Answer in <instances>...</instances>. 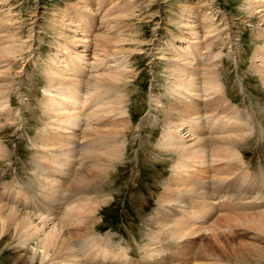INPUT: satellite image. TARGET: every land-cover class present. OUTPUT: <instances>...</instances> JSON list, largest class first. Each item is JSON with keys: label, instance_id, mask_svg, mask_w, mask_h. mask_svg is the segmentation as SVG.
<instances>
[{"label": "bare ground", "instance_id": "bare-ground-1", "mask_svg": "<svg viewBox=\"0 0 264 264\" xmlns=\"http://www.w3.org/2000/svg\"><path fill=\"white\" fill-rule=\"evenodd\" d=\"M71 1L76 3L78 7V12L73 17L75 16L77 21L83 23L92 22V20H86V17H84L87 1L89 0ZM97 2L102 3L103 0H98ZM175 2L180 3L179 6L184 18L179 20L178 33L169 29L170 33L174 34L172 40L166 45L162 41L157 48L158 53L156 52L159 54L158 56L162 63H165V66L162 65L165 70V95L168 96L170 109H167V103L165 104L163 101L164 95L153 96L152 110L147 114V117L145 116V120L138 124L139 127H142L141 129L146 124L156 127L160 121V111L165 112L163 128L155 144V152L157 153L151 154V156L155 155L156 158H159L162 153L171 154L167 158H169L170 163L172 162L170 165L171 177L168 180H163L164 191L157 200V206L154 210L155 215L147 224L149 227V233L146 235L147 242L142 243L147 248L144 258L152 264L156 262L169 264L164 255L170 251L169 248H173L178 252L181 250L179 252L180 260L170 264H177L178 262L179 264H230L234 260L227 259L231 258V256L227 254L226 249L223 251L220 249L221 252L217 253L218 250L211 248V244L218 243L220 236L227 230V226H223L225 223L221 226L219 221L227 222L230 214H232L230 212L254 207L257 211L252 212L251 217H247L245 220L239 218L236 221L245 225H253L257 231L264 234V186L258 189L256 191L257 196L253 197L254 192L247 190L248 188L242 182L243 161L245 160L246 162V153L242 150V143H246V138L242 137V135L246 134L248 130L252 132L255 128L253 124L252 128H248L247 126L249 125L244 119L247 121L252 119L253 123L256 121L261 130L260 134H262L264 128L261 122L259 123L258 120H255L257 117H254L252 113L248 114L241 107H234L236 104H231V99H228L229 90L225 88L226 86L222 81L220 69L218 68L220 66L218 60H221L225 54L222 50H218V52L211 50L216 42L223 43V46L228 43L232 44V41H228L231 40L229 28H225L229 18H227V24H224L223 18L225 19L226 17L223 16L224 12L217 8L215 0H200L198 2L200 5H195L192 0L186 1V4L183 0L182 2ZM118 7L119 5L117 4ZM132 9L135 8L133 7ZM241 10L249 16V24L251 22L256 24L254 34L261 40V46H256L258 48L254 56H252L253 65L251 66L255 70L254 72L260 75L259 78H261L260 81L264 87V0H244ZM63 13H65L64 10ZM221 13H223L222 17ZM216 14L219 15L217 19L214 18ZM172 16L170 15V17ZM170 17L168 18L169 23L171 21ZM2 18H0V56L4 57L7 55V58H14L19 56L18 53H21L22 50L24 51V49L28 48L29 41L27 38L31 39V36L33 38L34 33L32 29H29V34L25 39L18 37L19 34L15 32L16 30L11 32L10 35H3L10 32V29L9 31L7 30L10 27L5 24L6 20L3 23L5 18ZM253 18H257V20ZM252 19L256 20V22H253ZM101 20L105 21L103 17ZM71 21L70 23L79 30L81 25L77 21ZM99 33H97V36ZM63 34L65 40L71 38L72 41H77L81 39V36L78 37L76 34L68 35L65 32ZM129 34L131 35L130 31ZM20 36L22 35L20 34ZM176 39L180 40L179 44ZM50 42L52 41L50 40ZM97 42L95 45H100L101 41L100 43ZM111 42L110 45L112 44ZM68 45L72 44L56 42L52 55L45 60L46 62L40 69L45 80V86L42 90L43 98L40 102L42 113H39L40 116L38 118L42 125L36 136L31 138L33 150L37 154L32 160L34 179L32 178L33 180L30 182L31 184L33 183L32 185L30 183L26 185L28 189H25L27 187L22 185L23 188L21 187V190H17L19 194L23 191L24 200H26L24 202L28 203V209L23 211L19 209L21 207L9 206L6 205L7 203L0 202V239L3 242L2 236L6 234H10L9 236L11 237L15 236L17 238V241L14 240L15 243L17 242L15 244L16 248L19 252H25L24 256L32 263L98 264L93 252L98 247L96 251L99 253L102 252L103 248L107 250L106 245L112 243V233L101 237L98 236L99 233L89 230V236L81 241V248L84 250L83 257L78 254V250L81 251V248L78 249V246L77 250L75 249L77 246L75 247V244H72L63 253L62 260L56 259H59L58 255L62 254L63 245H67L71 228L79 221H83L84 213H90L91 216L96 215L97 211H99L98 206L108 203L107 201L110 200L106 193H99L97 189H94L96 186L94 181L97 176L102 177L104 170L108 169V166L96 167L99 165L94 163L93 160L102 153H106L105 156L108 154V157L111 154L118 160H123L126 156L129 145L127 131L130 129L126 102L128 98L125 99L120 94L121 92L119 93L117 90L107 86L125 82L133 73L130 74L131 67H129L128 63L130 58L127 60L123 56V58L116 55L111 56L109 59L113 60L108 62L103 68H100L102 60L107 59V53L112 52L110 54L112 55L114 52L109 48L103 50L104 45L100 47L101 49L98 46V50L92 51V59L94 58L92 62L89 58H86L84 53ZM29 47L31 46L29 45ZM139 48L142 49V47ZM132 49L134 48L132 47ZM101 51H105L102 55L103 57L99 53ZM225 53L227 52L225 51ZM227 55L231 60H236V62L237 58H239L237 57V51L234 49H230ZM11 60H0V81H2L0 91H6L5 85L12 78H15L10 75L11 70L9 72V69L15 63L13 59ZM33 61L35 62V60ZM35 64L37 65V62ZM15 65L17 67L18 64ZM12 69L14 70V68ZM15 70L18 69L15 68ZM130 78L132 79V76ZM126 86L129 88L128 83L121 87L125 90ZM240 89L244 90L241 85ZM9 95L2 96V100H0L1 113H3V110H9L8 98L12 97ZM225 108H227V114L224 113L225 110L223 109ZM217 109H222L223 111L216 112ZM6 113L9 115L10 111ZM93 133L97 135L96 138H91L90 140H83V138L84 142L80 140L83 134ZM118 135L122 139L117 141L114 138ZM2 151L3 148H0V152ZM87 158L90 160L87 161ZM111 161L113 162L114 160L112 159ZM110 162L108 165L111 164ZM222 163H224L223 167H225V170L220 172L222 168L219 164ZM115 165L112 163L110 169H116ZM241 165L242 167H240ZM260 170H264V167L260 166L256 173H259ZM240 172H242V175ZM238 175H241V177ZM237 176L241 178H238L240 181L236 179ZM91 183L92 185H90ZM90 187L94 189L93 192L88 190ZM73 190H80L81 194H84L85 201L83 202V199H80L77 195L76 198L73 197L72 199V196H75L72 194ZM258 192H261V194L259 195ZM89 195L92 196L90 197ZM186 201L194 204V210L187 207ZM20 205L25 206L23 204ZM181 211L183 214H181ZM10 227L12 229L9 230ZM254 227L252 228L255 229ZM201 239L204 241H201ZM76 244L80 245L79 243ZM11 246L14 245L12 244ZM254 246L252 247L257 250L256 256H258L257 253L263 250L259 251L260 248L257 247H261L262 243L255 240ZM120 247L123 246L119 243L118 250L115 251L112 261H116V258L120 256ZM213 247L215 248V246ZM1 248L3 249V247ZM232 248L231 250H233ZM238 250L240 249L238 248ZM204 254L209 255L210 257H207V259L211 258V260L209 262H198L206 257ZM240 254L245 255L242 252ZM3 255L5 254L2 253L0 259L4 258ZM242 255H239V258H243ZM235 256L236 260H239L238 255ZM252 256L254 255H251V259L256 258H252ZM246 257L250 258L248 255ZM246 257L244 256V258ZM260 258H258L259 261ZM125 261L128 260L125 258ZM120 263H122V260ZM261 264L264 263L262 262Z\"/></svg>", "mask_w": 264, "mask_h": 264}, {"label": "rangeland", "instance_id": "rangeland-1", "mask_svg": "<svg viewBox=\"0 0 264 264\" xmlns=\"http://www.w3.org/2000/svg\"><path fill=\"white\" fill-rule=\"evenodd\" d=\"M97 1L98 0L87 1V7L85 8L86 11L84 17H86V20H92V22L83 23L81 21H77L75 16L73 17V15L78 12V7L77 4L72 2L71 0H0V18H2V15H4L3 18L5 19L2 18L4 21L3 23L7 21L5 24L10 27L7 28L8 31L10 29V32L4 33L3 35H10L11 32H14L16 30L15 32L19 34L18 37L25 39L29 34V29H32L34 33L33 38L32 36L31 39L27 38L29 41L28 44L31 47H29L28 45L27 49H24V51L22 50V52L20 51L21 53H18L19 56L21 55L20 57L16 56L13 58L8 56L9 58H7V55L4 57L0 56V60L4 61H12L11 59H13L15 63L13 64L11 69H9V72L11 70L10 75L15 78L17 77L16 79H13L11 77L12 81L10 80V82H8L9 84L7 83L5 85L6 91H0V100H2L1 98L4 95L10 94L9 96H12H8L9 110L7 111H10V114L8 115L6 113V110H3V113L0 112V148H3V151L0 152V202L5 204L7 203L6 205L9 206L13 205L17 206L18 208L21 207L19 209H22L23 211L24 209H28V203L24 202L26 201L24 200V195L20 196V198L22 197V201L19 197L16 200L9 199L7 191H13L16 195H18L19 192L17 190H21L22 185L27 187L26 185H28V183H30L31 180L34 179L32 160L33 158H35V156H37V154L33 150L31 138L36 136L39 128L42 125L41 121L38 118L40 116L39 113H42L40 102L43 98L42 90L45 86V80L43 75L41 74L40 69L43 67L44 62H46L45 60H47L48 57L52 55V50H54L55 48V43L64 42L72 44L68 46H70L71 48H76L78 51H81V53H84L86 55V58H89L91 62L94 60V58L92 59V51L95 49L98 50V46L100 48L104 45L103 47L105 48L109 44L105 49H102L107 50L109 48L112 49L114 52L112 55H110L112 52L107 53V59L102 60V66H100V68H103V66H106L108 62L113 60L109 59L111 56L116 55L121 58L124 57V59L126 58L127 60L130 58L128 60V63L129 67H131V70L130 68L129 70L131 71L130 74L133 73V75H131L132 79L129 75L130 77H128L127 81L107 86L109 88L117 90L119 93L121 92L120 94H122L125 99L128 98L126 102L128 107L129 118L128 125L130 129L127 131L129 144L128 151L126 153L127 157L125 156L123 160H118L114 158L111 154H109L108 157V154L105 156L106 153H102L100 156L94 158L95 161L93 160V162L99 165L96 167L108 166V169L104 170L105 172L102 177H95L97 181H94V184L96 185L94 189H97L99 193H106L107 197L110 198V200L107 201L108 203H103L102 205L98 206L99 211H97L96 215L91 216L90 213H84L82 218L83 221H79V223L75 224V226H73L72 228L70 227L71 237L69 236L68 238L69 242L67 241V245H63L64 248H62V254L58 255L59 259L57 258L56 260H62L63 253H65L67 248L72 244H75V247L77 246L75 249H77L78 246V249H80L82 243L81 241L86 239L90 234L89 230H92L93 232L99 233L98 236L101 237L111 233L114 234L112 238V244L122 243V246L125 248L124 253H128L129 255H131L130 259L135 260L136 263V260H139L141 258V253L143 254V258L146 254L147 248H145L143 244L147 242L146 235L149 233V227L147 226V224H149V220L153 217V215H155L154 210L157 206V200L164 191L163 180H168V178H170L172 174V172L170 171V165L172 164V162L170 163L169 158H167L171 154L162 153L159 158H156L155 155L151 156V154L157 153L155 152V144L157 143L163 128L165 112L162 110L160 111V121L156 127L146 124L143 126V129H141L142 127H139L138 124H140L142 120H145V116L147 117V114L152 110L151 105L153 96L164 95L163 101L165 104L167 103V109H170L168 106V96L165 95V63H162V61L159 59V54H157V48L162 41L166 45L170 40H172L174 34L170 33L171 29L175 33H178L177 28H179L178 26H180L179 20L183 19L184 15L181 10V7L179 6L180 3H176L175 1L182 2V0H103L102 3H98ZM186 1L188 0H183L185 4ZM199 1L200 0H192V3H194L195 5H200V3L198 4ZM215 1L217 8L221 9V11L224 12V15L223 13H221V17L222 15L226 17L225 19L223 18V23L227 24V18H229V22L227 25H225V28H229L228 31L230 32L231 40H227L232 41V44L228 43L227 45L223 46V43L216 42L212 47L213 49H211L213 50V52H218V50H222L225 54V56H223L221 60H218V63H220V66H218V68L220 69L222 81L226 86L225 88H228L229 90L228 99H231L232 105L236 104L234 107H241V109H244L248 114L252 113L254 117H257L255 120H258L259 123L261 122L264 128V87L260 81V75L257 72H254L255 70H253V67L251 66L253 65L252 56H254L258 48H256V46H261V40L257 38L254 34L256 24L252 22L251 24H249V16L241 10L242 3L244 0ZM117 4L119 5L118 8ZM131 7H134L135 9H132ZM63 10L65 11V13H63ZM123 11L126 12L124 13ZM133 11L135 12V14ZM226 14L228 17L226 16ZM170 15L173 16L170 17ZM218 16L219 15L216 14L214 18L217 19ZM102 17L103 20H105L104 22L101 20ZM169 17L171 19L170 23L168 19ZM241 18H243L244 20ZM253 19L257 20V18ZM253 19L252 21L256 22V20ZM71 20L74 22L77 21L81 25L79 30L75 28L76 26L70 23ZM116 23L120 25H117ZM132 29L134 32H136L134 33ZM129 31L131 32V35L129 34ZM63 32L67 33L68 35L76 34L78 35V37L81 36V39L77 41H72L71 38L65 40ZM98 32H100L99 34L101 35L98 34L97 36ZM103 32L107 33L105 34ZM20 34L22 36H20ZM126 35L128 36L126 37ZM129 35L131 38L129 37ZM94 36L96 38L98 37L97 39L99 40V42H97L98 40ZM126 38L131 40H127ZM94 39H96L95 41L97 43H100L101 41L100 45L97 44L96 46V42L94 41ZM50 40L54 43L50 42ZM110 42L112 43L111 45ZM138 42H140L141 44ZM176 42L179 44L180 40L176 39ZM115 43L117 44L115 45ZM94 46L97 48H95ZM132 47L134 49H132ZM139 47H142L143 50ZM126 49H130L131 51L127 50V52ZM139 49H141L142 51ZM230 49H234L235 51H237V57H239L237 58V62L236 60H231V58L228 57L227 53L230 51ZM225 51L227 53H225ZM104 52L101 51L99 53L102 56ZM33 60L37 62V65ZM250 60H252L251 63ZM15 64H18L17 67ZM12 68H14V70ZM15 68L18 70H15ZM20 68L22 69V71ZM12 71L13 73L15 71V75L12 73ZM17 71L19 74L17 73ZM1 83L2 81H0V84ZM127 83L129 85V88L126 86L127 88H125L124 90L121 86ZM240 85L242 86V88H244V90L240 89ZM15 89L19 90L16 91ZM223 110H225L224 113L227 114V108ZM223 110L217 109L216 112H222ZM244 121L248 123V128H252L253 126L255 128L254 130H252L253 133L248 130L246 133L247 135H242V137L246 138V143L244 142L242 143L243 145H241L243 147L242 150H244L246 153L244 154L246 156L247 162L246 163L245 160L243 161L242 182L243 185L248 188L247 190L254 192L253 197H256V191L264 186V170H260L259 173H256L260 166L264 167V131L262 132V134H260L261 130L256 121L255 123H253L252 119L251 121H247L244 119ZM24 133L27 135H25ZM96 137L97 135L95 133L83 134V137L80 140H82L83 138V140H90L91 138ZM114 139L118 141L122 138L120 137V135H118ZM161 156H164V158H162ZM153 157L155 158L152 159ZM104 158H106V160H104ZM112 159L114 161L110 162V160ZM89 160L90 159H88L87 161ZM108 161L111 163L110 165H108ZM112 163L113 165L116 164V169H110ZM223 164L224 163L219 164V166L222 168L220 172H223L225 170ZM240 167H242V165ZM106 173L109 174L106 175ZM240 174L242 175V172H240ZM241 175L238 176L241 177ZM238 176L236 177V179L240 181L239 179L241 178H239ZM90 185H92V183ZM91 188L92 187L88 188V190L90 192H93L94 189L92 188L91 191ZM25 189H28V187ZM258 193L259 195L261 194V192ZM72 194L75 195L72 196V199L73 197L76 198L77 195L80 197V199H83V202L85 201L84 194L82 195L80 190H73ZM89 196L91 197L92 195ZM18 204H23L25 206H19ZM185 204L187 205V207L194 210V204H191L187 201L185 202ZM255 211H257V209L254 207L250 209L243 208L237 212H230L232 214H230V218L227 222L219 221V224L221 226L223 223H225L223 224V226H227V230L225 232L226 234H222V236H220L219 238L220 240L222 239L225 243L222 244V240H219L218 243L211 244V248L218 250L217 253L221 252L220 249H222V251L226 249L227 254L231 256V258L227 259L234 260L230 262V264H261L262 262L264 263V247H262L264 245V234L260 231H257V229L253 225H245L241 222L236 221L239 218L245 220L247 217H251L253 214L252 212ZM181 214H183L182 211ZM252 227H254L256 230ZM73 228L75 229V231ZM10 229H12V227H10L9 230ZM9 235L10 234H6L2 236L3 242L0 239V254H5L3 255L4 258L0 259V264H37L38 262L32 263L28 259H26L27 257L24 256L25 252L18 251L15 246V244H17V242L15 243V241H17V238L15 236L11 237ZM84 236L86 237L84 238ZM224 237L227 239L225 240ZM8 238L9 240H7ZM10 238H12V240H10ZM255 240H257V242L260 241V243H262V248L257 247L260 248L259 251L263 250L262 252L257 253L259 257L256 256L257 250L252 247L254 246ZM201 241L204 240L201 239ZM76 243H79L80 245ZM136 243H139L138 247L139 250H142V252L138 251ZM12 244L14 246H11ZM216 245L218 248L216 247ZM213 246H215V248ZM1 247H3V249ZM230 247H233V250H231ZM238 248L240 250H238ZM80 250L81 251L78 250V254L83 257L84 250L82 248ZM169 250L171 251L174 249L169 248ZM245 251L249 253L248 254L246 252L248 257L250 258L246 257L247 255ZM179 252H181V250ZM241 252L245 254L244 256L246 258H244L242 254H240ZM101 253L105 255L108 253V251L103 248ZM204 255L206 257H204L198 262H209L211 260V258L207 259V257H210L209 255ZM235 255H238L237 257L239 260H236ZM239 255H242L243 258H239ZM251 255H254L252 256V258H256L251 259ZM82 257H80V259H82ZM164 257L166 258V261L169 264L173 263L176 260H180V258L177 259L178 256H171L170 252L165 253ZM258 258H260V261ZM100 260L99 262L102 261ZM112 262L115 263V261ZM123 262L124 261L122 260V263L119 264H125ZM100 264H106V261H102ZM141 264L152 263L150 261H142ZM154 264L163 263L156 262ZM177 264H179V262Z\"/></svg>", "mask_w": 264, "mask_h": 264}]
</instances>
